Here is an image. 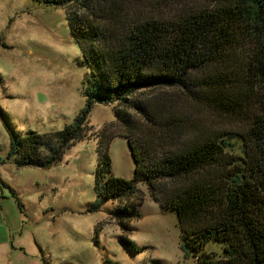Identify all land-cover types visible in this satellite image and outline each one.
<instances>
[{
  "label": "trees",
  "instance_id": "trees-1",
  "mask_svg": "<svg viewBox=\"0 0 264 264\" xmlns=\"http://www.w3.org/2000/svg\"><path fill=\"white\" fill-rule=\"evenodd\" d=\"M37 1L79 8L68 11L67 21L89 70L86 105L72 125L44 135H21L0 111L10 139L7 160L17 169L57 166L84 138L94 105L118 103L134 177L110 176L116 137H106L90 212L123 203L110 216L123 233L120 244L139 253L128 237L140 219L137 185L148 184L163 210L177 214L198 264H264V0H218L170 19H141L110 0ZM183 97L207 111L204 124L185 120ZM210 241L223 245L222 258L205 253Z\"/></svg>",
  "mask_w": 264,
  "mask_h": 264
},
{
  "label": "rangeland",
  "instance_id": "rangeland-1",
  "mask_svg": "<svg viewBox=\"0 0 264 264\" xmlns=\"http://www.w3.org/2000/svg\"><path fill=\"white\" fill-rule=\"evenodd\" d=\"M110 1L128 7L141 19H170L218 2ZM70 9L79 10L48 7L37 0H0V111L10 117L13 129L21 135L62 131L85 108L89 70L81 65L82 54L69 28ZM151 97L155 94L136 99ZM193 101L186 97L181 101L185 120L204 124L209 118L207 111ZM116 109H120L118 103L95 104L84 138L64 153L57 166L47 170L15 167L12 175L7 172L8 182L25 205V230L41 246L43 254L39 251V255L46 264H198L182 240L177 214L163 210L148 184L137 185L135 201H142L140 219L132 221L128 237L141 249L139 253L120 244L123 233L110 216L123 203L107 202L98 212H90L98 202V148L106 137H116L109 146L110 176L127 181L134 177L135 162L123 137L125 129L115 117ZM130 113L139 120L134 111ZM9 150L10 139L0 119V159L8 161ZM204 250L216 258L224 256L223 245L215 241Z\"/></svg>",
  "mask_w": 264,
  "mask_h": 264
},
{
  "label": "crops",
  "instance_id": "crops-1",
  "mask_svg": "<svg viewBox=\"0 0 264 264\" xmlns=\"http://www.w3.org/2000/svg\"><path fill=\"white\" fill-rule=\"evenodd\" d=\"M4 159H0V184H6L8 188L0 185V264H43V261L46 264L39 255V251L43 254L41 246L25 230L27 214L23 211L24 202L8 182L7 172L12 175L15 166ZM12 191L18 196L22 208L12 196Z\"/></svg>",
  "mask_w": 264,
  "mask_h": 264
}]
</instances>
